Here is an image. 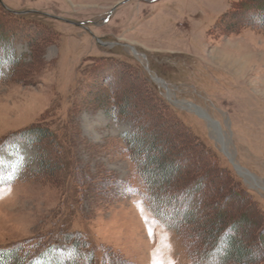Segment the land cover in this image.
I'll list each match as a JSON object with an SVG mask.
<instances>
[{
	"label": "rangeland",
	"instance_id": "374dc122",
	"mask_svg": "<svg viewBox=\"0 0 264 264\" xmlns=\"http://www.w3.org/2000/svg\"><path fill=\"white\" fill-rule=\"evenodd\" d=\"M9 45L26 65L0 67V250L50 243L68 262L69 234L92 264H191L142 201L135 158L163 192L205 189L212 230L236 222L232 238L251 246L264 225V0H0ZM206 211L185 229L192 243Z\"/></svg>",
	"mask_w": 264,
	"mask_h": 264
},
{
	"label": "trees",
	"instance_id": "16d2710c",
	"mask_svg": "<svg viewBox=\"0 0 264 264\" xmlns=\"http://www.w3.org/2000/svg\"><path fill=\"white\" fill-rule=\"evenodd\" d=\"M0 53L2 55L0 58V67L3 68L5 72L10 73V78L16 74L15 72L18 71V66L26 65L19 59H15V53L12 45H9L6 52L5 50L2 51L0 49ZM38 133L41 135L40 132H37L36 135ZM135 135L136 134H132L127 137L123 136L124 140H129L128 144L132 146L133 149L137 148L135 142L137 136ZM43 136L44 138L48 139V144L53 147L51 151H56L59 147L56 142L57 139L55 141L54 139H51V136ZM19 137L26 139L31 145H37L39 144V141L41 142L40 137L30 139L25 135L22 136V134L19 135ZM10 138H8V140ZM8 140H2L3 142H0V146L3 143H7ZM49 147L48 149L50 151ZM135 153L136 157H142V155H139L138 152ZM144 156L142 157L145 162L143 165L146 164V160L149 163L152 161V158L147 156V154ZM132 160L136 162L133 167L134 174L139 179L140 185L145 190V192H143L145 194L140 195L142 197V201L147 206L149 212L154 215L156 220L163 224L169 231H172L178 235L179 240L182 242V246L187 252V256L191 261V264H212L209 262V258L211 256L215 260L214 264H257L258 262L264 260V225L260 230V233L254 238L251 246L247 247L245 252H242L239 249L236 240L232 238V235L238 229L236 222H229V224H225V228H223L224 230H212L213 222H218L221 216L217 212H214L213 208L211 209L210 206L212 205L209 204V202L205 199L208 195L205 189L201 190L200 188L196 187V185H194L193 187L190 186L188 189L174 194L163 192L160 189V186H153L155 181L152 179V175L148 173V170H141L139 168V161H136V158L135 160ZM39 165L40 166L38 169L42 170L44 163L39 162ZM203 187L205 188V186ZM157 188H159L158 190L160 191H157ZM153 189L155 191H153ZM132 193L138 194L140 191H138L136 188L132 190ZM191 193H196L197 196L193 197ZM245 197L251 201L247 194ZM195 199L196 201L194 202ZM202 207L206 208L207 211L206 213L201 212L202 214H199L200 219L202 218L201 221H204V219L207 217V221H211L207 222L205 226H202L204 233L202 234V239H200L201 241H195L192 243L189 241V239L192 238H190V235L188 236L185 229L192 226L191 217L195 215L197 216L198 214H196V212L201 211ZM176 210L181 212L179 217L177 216L178 213ZM261 218L263 220L262 216ZM214 242H216L215 247ZM54 245L55 244L50 245V243H35L32 246L24 245V247H22L20 244L11 248L6 247L0 250V264H34L35 262H38V264H77V261L79 262L80 259L83 260L82 264H92L94 255H92V253L87 254L85 251H83L84 248L87 247V244L84 240L78 238V236L73 237L69 234L63 235V246L65 247L66 245L72 253L71 259L68 262H65L64 255L61 251H57L56 253L53 252V249L55 248ZM219 245H222L223 247L219 248ZM79 252L84 253L85 256H80ZM251 254H254L253 258L251 257ZM48 255H53L52 257L55 258L58 257L59 261L53 260Z\"/></svg>",
	"mask_w": 264,
	"mask_h": 264
},
{
	"label": "water",
	"instance_id": "95a60500",
	"mask_svg": "<svg viewBox=\"0 0 264 264\" xmlns=\"http://www.w3.org/2000/svg\"><path fill=\"white\" fill-rule=\"evenodd\" d=\"M191 106V105H190ZM195 107V106H194ZM191 112V111H190ZM193 113L198 117V118H200V119H202V120H206V121H210V122H212V120H210V118L205 114V113H203L200 109H198L197 107L194 109V111H193ZM214 123V122H213ZM214 124H216V123H214ZM232 162V161H231ZM233 167L236 169V171H237V173H241V170L237 167V166H235V165H233ZM242 175V174H241Z\"/></svg>",
	"mask_w": 264,
	"mask_h": 264
},
{
	"label": "bare ground",
	"instance_id": "6f19581e",
	"mask_svg": "<svg viewBox=\"0 0 264 264\" xmlns=\"http://www.w3.org/2000/svg\"><path fill=\"white\" fill-rule=\"evenodd\" d=\"M192 107H193L194 109L196 108V107H194V106H192ZM192 107L189 105V108H192ZM193 108H192V109H193ZM205 121H206V120H205ZM208 122L210 123V126L213 125V126H212L213 128H215V127L217 126V125L214 124L213 122H210V121H208Z\"/></svg>",
	"mask_w": 264,
	"mask_h": 264
}]
</instances>
